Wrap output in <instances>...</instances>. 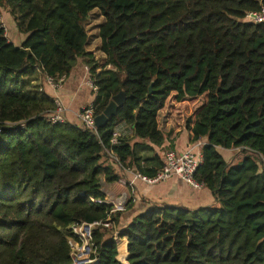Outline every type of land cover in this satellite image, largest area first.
Returning a JSON list of instances; mask_svg holds the SVG:
<instances>
[{"label": "trees", "instance_id": "obj_1", "mask_svg": "<svg viewBox=\"0 0 264 264\" xmlns=\"http://www.w3.org/2000/svg\"><path fill=\"white\" fill-rule=\"evenodd\" d=\"M5 6L26 35L19 45L3 24ZM262 7L264 0H0V264H73L70 226L108 218L113 229L94 231L97 264H264V23L245 20ZM94 9L105 19L103 65L87 51ZM79 60L98 87L95 116L120 91L128 95L97 133L49 119L46 77L67 78ZM121 124L156 146L173 147L184 131L191 144L205 139L195 177L215 197L195 209L155 203L133 217L118 234L128 240L123 261L115 238L123 210L111 213L91 197L105 199L100 182H118L122 168L158 171L141 167L130 135L111 143ZM222 150L236 153L227 160Z\"/></svg>", "mask_w": 264, "mask_h": 264}, {"label": "crops", "instance_id": "obj_2", "mask_svg": "<svg viewBox=\"0 0 264 264\" xmlns=\"http://www.w3.org/2000/svg\"><path fill=\"white\" fill-rule=\"evenodd\" d=\"M101 46V38L95 39ZM91 37L87 46V51L94 52L91 44ZM101 50V49H100ZM97 54V53H96ZM104 55V53L102 52ZM97 59V55H94ZM105 56V55H104ZM100 64V63H99ZM89 72L83 60H79L73 71L66 78L63 86L57 91L46 84V88L52 96L58 94L67 108V118L69 122L79 123L77 113L85 106L92 103L95 99V93L87 84ZM122 136L130 135V143L137 146V154L142 160L141 167L147 172L154 173L159 171L165 162L166 152L175 150L179 153H184L187 150L195 147V143L191 144L187 132H185L176 141L173 147L166 142L163 146H156L144 139L132 140V129L130 126L123 124ZM203 145L206 140H202ZM132 172L121 171L123 177L118 182L106 183L104 187L106 197H112L117 203L124 196L123 215L120 219V226L116 228L119 232L122 227H125L136 215L145 211L148 207H152L155 203L172 205H180L186 208L195 209L202 206L212 205L215 202V197L212 192L204 187L203 189H194L189 184L184 182L178 176H172L170 179L158 184L149 185L134 177ZM123 199V198H122ZM127 206L129 208H127ZM126 207V208H125ZM127 238H121L120 242ZM120 246V245H119ZM128 252V248H127ZM129 253L127 254L128 257Z\"/></svg>", "mask_w": 264, "mask_h": 264}, {"label": "built area", "instance_id": "obj_3", "mask_svg": "<svg viewBox=\"0 0 264 264\" xmlns=\"http://www.w3.org/2000/svg\"><path fill=\"white\" fill-rule=\"evenodd\" d=\"M245 20L253 22L255 24L264 23V7L260 10L249 12ZM87 71L89 72V77L87 79V84L95 93V98L97 96L98 87L95 84L94 77L90 74V68L87 66ZM66 80L63 76L60 80L56 81L50 76L46 77V84L49 85L53 91H57L61 88ZM55 109L49 112V119L53 124H65L69 123L67 118V108L63 103L62 99L58 94L54 96ZM79 119V125L84 128L91 130L95 133L98 132V127L95 121V99L89 105L83 107L77 113ZM123 125V124H121ZM122 136V128L120 125L115 129L111 143L116 145L119 143V139ZM195 147L187 150L184 153H179L175 150H169L165 155V162L162 168L155 175H146L139 171H134L135 179H138L146 184L153 185L158 184L163 181L170 179L172 176L180 177L184 182L189 184L194 189H203L205 187L204 182H200L196 179L195 175L199 167L203 164L204 157L202 154L203 143L202 140L195 142ZM116 161L118 159L110 152ZM132 172V168H122V171ZM91 201L100 204L112 205L111 213L122 210L124 205L118 204L114 198L105 197V199H96L91 197ZM104 226L109 229L114 228V221L112 218H108L106 221H94V222H81L75 223L70 226L71 235L68 238V244L71 248V255L73 259V264H97L99 260L93 258V254L96 253V246L94 244V231L97 227ZM119 232L115 231V238L120 242L118 237Z\"/></svg>", "mask_w": 264, "mask_h": 264}, {"label": "rangeland", "instance_id": "obj_4", "mask_svg": "<svg viewBox=\"0 0 264 264\" xmlns=\"http://www.w3.org/2000/svg\"><path fill=\"white\" fill-rule=\"evenodd\" d=\"M2 21H3V24L6 28V32H7V35L9 38H11V40L19 45L21 44L25 38H26V35L25 34H22L18 31V28L16 26V23H15V20L14 18L12 17V15L10 14L9 12V8L8 7H3V10H2ZM105 21L104 17H102L101 13H100V10L99 9H94L91 11L90 13V21L87 25V30H88V33L91 37V44H92V49L94 50V52H92L94 55H97V60L99 61L100 65H103L106 58L105 56L102 54V51L100 50L101 49V46L100 44L95 41V39H97L98 35H99V27L101 24H103ZM97 53V54H96ZM96 58V57H95ZM186 131H184L181 136L185 133ZM180 136V137H181ZM140 138H137L135 136H133V139L132 140H139ZM222 153L224 155V157L228 160V159H231L233 156H235V153L236 151L235 150H222ZM246 153H239L237 156H236V163H239L241 162V160L245 157ZM105 185H103L104 187ZM119 204V203H118ZM124 205V204H123ZM122 205V206H123ZM121 244L122 246V249H121V257H120V261L124 260V258L126 257V252H125V243L124 242H119V245ZM120 246H118V249H119ZM120 253V251H119Z\"/></svg>", "mask_w": 264, "mask_h": 264}, {"label": "water", "instance_id": "obj_5", "mask_svg": "<svg viewBox=\"0 0 264 264\" xmlns=\"http://www.w3.org/2000/svg\"><path fill=\"white\" fill-rule=\"evenodd\" d=\"M153 85L154 81L152 82L150 88H149V93L152 94L153 92ZM128 99V95L125 91H120L117 95L113 97V99L110 101L109 105L105 109V111L95 117L96 125L98 129L103 128L106 126L108 121L113 117L116 116L118 113V110L120 107H122L125 102ZM100 184L103 186L104 185V180L100 182ZM102 191L105 192V190L102 188ZM123 198V199H122ZM121 200L119 201L120 205L124 204L125 197L123 196Z\"/></svg>", "mask_w": 264, "mask_h": 264}]
</instances>
